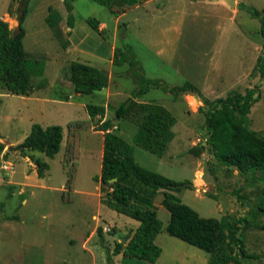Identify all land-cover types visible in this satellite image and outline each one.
Instances as JSON below:
<instances>
[{"label":"rangeland","instance_id":"rangeland-1","mask_svg":"<svg viewBox=\"0 0 264 264\" xmlns=\"http://www.w3.org/2000/svg\"><path fill=\"white\" fill-rule=\"evenodd\" d=\"M251 1L258 8L261 5L264 8V0ZM190 2L165 0L167 8L162 14L153 10L154 3H149L126 11L120 18L94 0L28 1L23 45L29 57L44 60L45 69L43 76L30 80L31 90L26 96L10 94L0 83V144L5 145L0 152V264H108L107 252H112L116 242L125 243L138 224L135 219L107 206L106 192L110 188L95 180L100 173L103 149V132L94 128L99 115L91 118L92 125L80 130L74 155L77 171L73 190L66 191V196L70 195L66 199L70 201L62 199L70 166L69 162H64L66 124L71 120L90 119L88 104L106 106L105 113L117 132L133 143L136 122L117 119L111 109L137 88L128 71L132 55L144 76L160 83L151 85L134 100L161 104L176 118L172 127L174 135L164 155L159 157L135 145V161L178 184L192 182L195 188L183 186L175 192L180 200L200 216L221 219L225 224L238 222L243 227L245 250L256 256L249 258L246 264H264V170L244 176L235 167L218 163L205 143L204 115L199 109L220 93L226 96L254 89L252 96L257 100L248 113L249 127L264 134V77L255 69L264 41L259 31L260 22L251 16L243 15L246 19L238 15L237 25L217 19L204 28L207 6ZM19 5L20 0H0V18L12 30L17 29ZM67 5L71 7L72 27L67 24ZM49 6L62 14L58 24L61 38L46 24ZM89 17L96 18L99 27L105 28V37L87 23ZM171 26L177 27L179 33L175 28L167 29ZM236 28L244 29L243 39L235 35ZM203 30H209L206 40L218 39L219 43L216 52L210 50L207 56L203 51L207 52L208 48L201 40ZM180 38H183L181 42ZM63 40L68 42L66 47L62 46ZM243 42L244 51L240 49ZM127 45L130 52L125 51ZM118 49H123L124 57ZM73 61L106 70L108 85L92 93L75 92L70 80ZM250 62L253 68L248 71ZM243 71L247 72L246 77L239 85H233ZM219 74L223 77L222 83L209 79L207 82V77L211 79ZM187 80L198 88L214 83V88L208 89L206 95L199 89L201 95L196 98V94L169 90ZM192 96L197 100L194 105ZM33 123L43 127L62 126L63 140L53 158L27 149L23 153L7 150L8 144L18 146ZM200 146L203 149L197 153ZM36 159L48 164L42 178L35 171ZM161 198L158 194L154 201L162 222L156 238L161 252L155 264H208L204 250L166 232L170 213L161 204ZM112 264L153 263L123 257L113 259Z\"/></svg>","mask_w":264,"mask_h":264},{"label":"trees","instance_id":"trees-1","mask_svg":"<svg viewBox=\"0 0 264 264\" xmlns=\"http://www.w3.org/2000/svg\"><path fill=\"white\" fill-rule=\"evenodd\" d=\"M29 0H20L18 6L19 17L16 30H12L8 23L0 18V83L10 94L26 96L30 90V80L44 74L45 62L40 58L28 56L23 45L25 29L23 22L27 15ZM104 5L115 16H120L146 0H94ZM252 16L260 21V35L264 38V14L252 6L240 5ZM69 15L67 24L72 27L73 16L71 7L67 5ZM62 14L58 9L49 6L45 21L48 27L55 31L57 38H61L58 24ZM87 23L100 36H106L105 28L99 27L96 18H87ZM62 46L68 42L63 40ZM125 51L130 52L127 45ZM123 49H118L124 57ZM116 54V49H115ZM118 53V52H117ZM129 72L137 85L131 95L117 106L112 107L117 119L126 118L137 124L136 132L128 142L114 128L110 118L102 121L105 107L97 104L86 106L90 119H77L69 121L67 137L64 145V162H69L67 180L62 192L63 201H70L66 197L68 189L73 190L77 171L74 160L80 130L90 126L91 118L99 115L94 123L95 130L103 132V149L101 168L95 180L107 184L110 188L106 192L107 206L117 213L126 215L138 221L131 236L125 243L116 242L111 253L107 252L108 264H112L111 255L122 253L126 257H137L154 263L161 252L155 243L156 235L162 229V222L155 210L154 200L161 194V204L169 211L170 218L165 227L166 232L178 239L196 246L208 253V264H246L249 258L256 256L247 253L242 239L243 227L238 222L225 224L223 220L213 217H203L192 207L183 203L175 194L180 188L172 187L178 182L165 175L139 165L133 156L134 145L140 146L150 153L161 157L174 132L172 127L176 122L175 116L163 105L157 103H138L134 97L146 92L153 84L160 85L156 80L144 76L141 66L133 57L128 60ZM255 69L264 77V41L262 52L258 56ZM70 80L77 93H92L106 87L109 78L106 70L93 65L73 61L70 64ZM42 83V82H40ZM167 90L166 87H164ZM173 93H192L200 96L199 89L189 81L179 87L169 89ZM255 90L247 89L245 93L233 92L224 97H218L199 109L204 115V128L207 136L205 143L208 150L218 163L235 167L241 175L248 176L256 170H264V134L249 127L248 113L250 107L257 99L253 98ZM63 140L61 125L52 124L46 127L38 123L30 126L29 133L24 137L21 145L29 151L43 152L47 157L53 158L60 150ZM5 145L0 144V152ZM203 147H198L200 152ZM199 150V151H198ZM193 152V151H192ZM36 173L38 177L44 176L48 164L36 159ZM115 178L114 181H110ZM239 198L238 192H234ZM101 234V228L98 227ZM241 257V258H240Z\"/></svg>","mask_w":264,"mask_h":264},{"label":"crops","instance_id":"crops-1","mask_svg":"<svg viewBox=\"0 0 264 264\" xmlns=\"http://www.w3.org/2000/svg\"><path fill=\"white\" fill-rule=\"evenodd\" d=\"M160 1L161 0H146V1H144L143 3H140V4H138L137 6H135V7H133L132 9H134V8H138V7H141V6H144V5H148L149 3H154V11L155 12H157V13H159V14H162V13H164L165 11H166V5H165V0H163L164 2H161L160 3ZM189 0H187V2H188ZM191 2H190V4L191 5H193V3L194 2H196L197 1V3H200V4H204V6L206 7V9H207V14H208V18L206 19L207 20V25H206V27H204V28H208V27H210L213 23H215L216 22V20L218 19V20H225V22L228 24V25H230V23H233V24H235V25H237L238 23H236L235 21L237 20V18L240 16V15H247V16H251V17H254V16H252L245 8H242L240 5H246V6H252V7H254L255 9H257L258 11H260L261 13H263L264 14V8H262V5H261V7L260 8H258L257 6L258 5H254V3H252V1L251 0H234V6H229L226 2H224L223 0H190ZM263 1V0H262ZM166 2H167V0H166ZM145 12H146V10H145ZM244 12H245V14H244ZM124 14V13H123ZM122 15V14H121ZM120 15V16H121ZM239 15V16H238ZM120 16H118V17H120ZM247 16H243L244 18H246ZM121 18V17H120ZM254 18H257V17H254ZM247 19V18H246ZM245 19V20H246ZM258 19V18H257ZM259 20V19H258ZM260 22V21H259ZM219 26V25H218ZM220 27V26H219ZM173 28H175V31H176V33H179V29L177 28V27H173V26H171V27H167V29H173ZM203 28V29H204ZM208 32H209V30H203L202 31V35H201V40H202V43H203V45H204V47H207L208 48V50H207V52L206 51H203L204 52V54L207 56L208 55V53L210 52V50H212L213 52H216V50H217V48H218V46H219V43H218V39H216V40H206L205 39V37H206V35L208 34ZM246 34H247V31H246ZM235 35H238V36H241V38L243 39L244 38V29L243 28H236L235 29ZM189 37V39L190 40H192L191 39V37H190V35H188ZM184 38V37H183ZM183 38H180V42L183 40ZM185 45V44H184ZM240 45V44H239ZM185 46H189V45H185ZM240 49L242 50V51H244V49H245V43L243 42L241 45H240ZM159 50H163V49H159ZM158 52H160V51H158ZM242 52H240L239 53V57L240 58H242L243 57V53L241 54ZM241 54V55H240ZM258 58V57H257ZM210 59L212 60V58L210 57ZM210 60V61H211ZM256 61H257V59H256ZM210 63V62H209ZM250 67H249V69H248V71H251L252 70V68H253V65L251 64V62H250ZM45 69V68H44ZM246 71H247V69H246ZM247 71V72H248ZM245 71H243V73H244ZM247 72L246 73H241L238 77H237V81L235 82V83H233V85H239L240 84V82L244 79V77H246L245 75L247 74ZM208 79L209 80H211L212 82H214V83H217V82H219V81H221V83H222V79H223V77L219 74V75H216V76H212V78L210 79L209 77H207V82H208ZM188 81V80H187ZM190 82V81H189ZM214 83H206V84H204V86H202L201 88H198L196 85V87L198 88V89H200V90H202L203 91V93H204V95H206V92H207V90L208 89H211V88H214V86H213V84ZM193 84V83H192ZM233 85H231V86H229L227 89H226V92H229L230 91V89H231V87L233 86ZM250 86V84H248V86L247 87H249ZM109 87V86H108ZM241 93V92H240ZM245 93V92H244ZM187 94V93H186ZM222 93H220V95H218V96H216L217 98L218 97H224V96H222L221 95ZM129 97V96H128ZM127 97V98H128ZM197 97V96H196ZM101 106H104V105H101ZM105 107V109H106V106H104ZM105 112H106V110H105ZM99 117V116H98ZM86 119H89V118H86ZM105 119H108V117H107V115H106V113L104 114V117L102 118V121L103 120H105ZM111 119V118H110ZM92 125V124H91ZM115 128V127H114ZM24 139V138H23ZM23 139H20V141L22 142V140ZM15 142V141H14ZM20 142V143H21ZM102 142H103V136H102ZM10 143H13V141H10ZM168 145H169V143H168ZM168 145H167V147H166V149L168 148ZM102 146H103V144H102ZM135 146V145H134ZM166 149H165V151H166ZM165 151H164V153H165ZM164 153H163V155H164ZM162 155V156H163ZM161 156V157H162ZM35 170V169H34ZM36 171V170H35ZM158 195H156V197H157ZM155 197V198H156ZM25 201V200H24ZM155 201V200H154ZM154 204H155V202H154ZM137 223H138V221H137ZM138 226V224H136V226H135V228ZM135 228L133 229V231L135 230ZM133 231L131 232V233H129L130 235L129 236H131V234L133 233ZM170 235V234H169ZM157 236H158V234L156 235V237H155V243H156V238H157ZM84 244V243H83ZM207 253V252H206ZM207 255H208V253H207ZM125 258L126 256H123L122 255V253H119V254H114V255H112V260L113 259H116V258H120V259H122V258ZM208 258V257H207ZM207 261H208V259H207ZM156 262V261H155ZM155 262L153 263V264H155ZM62 264H64V262L62 263ZM67 264H71V263H67Z\"/></svg>","mask_w":264,"mask_h":264},{"label":"water","instance_id":"water-1","mask_svg":"<svg viewBox=\"0 0 264 264\" xmlns=\"http://www.w3.org/2000/svg\"><path fill=\"white\" fill-rule=\"evenodd\" d=\"M224 2H226L229 6H234V0H223ZM196 98V96H194ZM7 150L8 151H18L20 153L24 152V147L21 145L18 146H13L12 144H8L7 145ZM115 178L111 179L110 181H114ZM183 186H190L191 188H195V185L192 182H185L182 184H176V185H172V187H183Z\"/></svg>","mask_w":264,"mask_h":264},{"label":"bare ground","instance_id":"bare-ground-1","mask_svg":"<svg viewBox=\"0 0 264 264\" xmlns=\"http://www.w3.org/2000/svg\"><path fill=\"white\" fill-rule=\"evenodd\" d=\"M196 101H197V100L192 96L191 103L194 105V104H196ZM188 103H189V102H188ZM193 105H192V106H193Z\"/></svg>","mask_w":264,"mask_h":264}]
</instances>
